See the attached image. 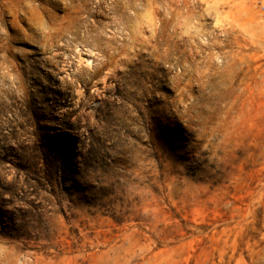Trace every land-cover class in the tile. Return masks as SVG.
<instances>
[{"label":"rangeland","instance_id":"374dc122","mask_svg":"<svg viewBox=\"0 0 264 264\" xmlns=\"http://www.w3.org/2000/svg\"><path fill=\"white\" fill-rule=\"evenodd\" d=\"M261 71L264 0H0V264H264Z\"/></svg>","mask_w":264,"mask_h":264},{"label":"bare ground","instance_id":"6f19581e","mask_svg":"<svg viewBox=\"0 0 264 264\" xmlns=\"http://www.w3.org/2000/svg\"><path fill=\"white\" fill-rule=\"evenodd\" d=\"M237 32V28L228 27L223 29V35L204 38L201 43L205 48L202 68L207 105L213 99L223 100L234 95L242 85L248 86L253 79V53L247 52L250 50L249 42L245 40L241 44ZM257 74L264 78L263 71Z\"/></svg>","mask_w":264,"mask_h":264}]
</instances>
